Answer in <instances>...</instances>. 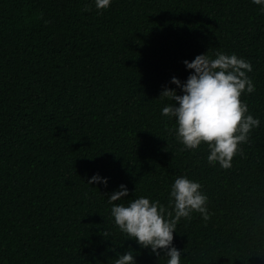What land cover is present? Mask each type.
Masks as SVG:
<instances>
[{
  "label": "trees",
  "instance_id": "obj_1",
  "mask_svg": "<svg viewBox=\"0 0 264 264\" xmlns=\"http://www.w3.org/2000/svg\"><path fill=\"white\" fill-rule=\"evenodd\" d=\"M88 9L85 11V9ZM249 61L242 93L260 124L230 168L187 149L161 114L198 54ZM178 94H182L177 89ZM107 186L88 184L92 174ZM198 181L208 219L177 221L181 264H264V12L252 0H0V264H166L114 224L107 195L169 206L177 176ZM114 201L112 203H120Z\"/></svg>",
  "mask_w": 264,
  "mask_h": 264
},
{
  "label": "clouds",
  "instance_id": "obj_2",
  "mask_svg": "<svg viewBox=\"0 0 264 264\" xmlns=\"http://www.w3.org/2000/svg\"><path fill=\"white\" fill-rule=\"evenodd\" d=\"M264 12V0H252ZM111 0H95L97 9H106ZM88 9L86 8L85 11ZM190 71L187 79L181 81L171 77L175 88L164 87L159 97H168L173 103L166 104L161 114L174 117L176 136L187 149H195L207 143V160L218 163L222 168H230L233 157L240 151V144L248 140L253 128L260 124L248 105L242 102V93L255 90L252 79L247 75L252 65L235 53H215L214 58L198 54L194 59L183 61ZM177 89L182 94H178ZM88 184L107 186L109 177L94 173L86 181ZM201 184L187 176H177L170 186L169 201L171 211L160 201L147 196L127 199L129 189L121 183L107 195L111 206L110 214L119 230L134 238L137 245L160 256L163 251L166 264H181V250L173 244L177 221L189 217L193 211L199 212L207 220V195L201 191ZM122 201L120 203H112ZM135 250L131 247L117 253L113 264H137Z\"/></svg>",
  "mask_w": 264,
  "mask_h": 264
}]
</instances>
